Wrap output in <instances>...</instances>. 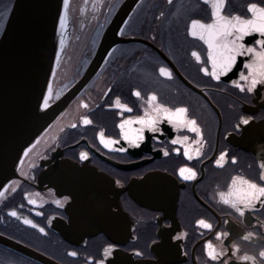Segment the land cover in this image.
<instances>
[{"label":"flooded vegetation","instance_id":"flooded-vegetation-1","mask_svg":"<svg viewBox=\"0 0 264 264\" xmlns=\"http://www.w3.org/2000/svg\"><path fill=\"white\" fill-rule=\"evenodd\" d=\"M13 1L7 6L0 0V36ZM124 1L69 0L65 28L59 26L58 30L59 62L50 80V105L84 76ZM251 3L264 6V0H226L222 14L249 18ZM211 13V3L205 0L138 1L90 80L26 147L36 145L29 156L22 154L18 176L1 191L0 234L57 264H90L101 259L105 264H264L260 256L264 252V203L257 202L240 215L219 195L229 191L235 176L264 185V85H257L253 92H240L233 86L232 81H238L239 73L245 71L243 64L249 61L248 56L240 57L233 72L220 81L200 71L202 66L211 70V65H202L192 53L206 60L207 45L190 35V25L193 20L210 23ZM254 37H246V44L254 46L260 38L258 34ZM160 68L171 71V78L161 75ZM137 90L140 97L133 94ZM152 94L165 106L189 109V117L196 119L203 131L201 157L189 161L183 155L185 145L171 143L188 136V146L194 147L197 134L187 129L178 131L166 121L159 125L158 132L145 129L139 147L122 138L118 125L143 116ZM117 99L132 111L117 107ZM83 103L89 107H81ZM84 115L92 120L91 125L83 124ZM244 119L249 123L243 124ZM73 123L77 127L72 128ZM139 127L132 125L134 129ZM100 131L106 139L119 143L105 148L99 140ZM165 151L169 155L165 156ZM81 153H87L88 159H80ZM221 153H227L223 167L215 162ZM233 158L236 163H232ZM63 160L101 173L104 182L99 187L106 204L118 212V203L127 214L125 220H111L127 222L123 231L117 227L111 233L100 229L84 238L62 233L61 229L72 221L73 199L59 193L46 172ZM180 167L193 168L196 179L182 180L178 176ZM65 197L69 200L63 207L55 203ZM12 211L18 215L11 216ZM24 219L32 220L37 227L25 224ZM201 219L212 229L198 225ZM220 233L228 235L218 240ZM208 242L217 251L222 248L224 255L211 261ZM110 245L114 251L105 257L104 250ZM73 251L76 256L69 255ZM245 256L252 259L245 260ZM0 264L48 263L0 243Z\"/></svg>","mask_w":264,"mask_h":264},{"label":"water","instance_id":"water-1","mask_svg":"<svg viewBox=\"0 0 264 264\" xmlns=\"http://www.w3.org/2000/svg\"><path fill=\"white\" fill-rule=\"evenodd\" d=\"M139 0H125L105 31L100 47L79 82L48 110L41 95L46 94L57 61L59 16L63 0H14L0 36V192L17 177V165L26 149L51 123L72 97L90 80L107 52L118 40L117 30ZM59 193L72 197L71 223L61 229L67 237H86L100 229L123 231L127 214L106 204L99 185L100 172L70 160L57 162L46 172ZM0 243L31 257L57 264L36 250L0 234ZM138 264H152L140 261Z\"/></svg>","mask_w":264,"mask_h":264},{"label":"snow or ice","instance_id":"snow-or-ice-1","mask_svg":"<svg viewBox=\"0 0 264 264\" xmlns=\"http://www.w3.org/2000/svg\"><path fill=\"white\" fill-rule=\"evenodd\" d=\"M171 3V0H169ZM205 3H211L212 13L211 22L204 23L200 20L191 21L190 35L198 37L207 45V57L202 61L199 54L193 52L192 55L202 65L210 63L211 70L207 66H202L200 71L205 75L214 78L216 81H220L222 76H228L233 72V69L237 65V61L240 57L248 56L250 59L243 64L245 71H242L238 75V81L233 80L232 84L240 92H253L256 90L257 85H264V6H260L256 3L248 5V12L251 13L249 18L241 17L240 15L225 16L222 14V9L225 7L226 0H205ZM69 0H63V15L59 16V26L61 29L65 28L66 18L68 12ZM123 33L121 32V35ZM254 34L259 35V39L255 40L254 46H249L245 42L246 37H254ZM63 45V40H61ZM57 57V63H58ZM161 75L171 78V71L166 68H160ZM53 75H55L53 73ZM111 91V90H109ZM136 97L141 96L140 91L133 93ZM53 98V88L51 84L47 85L46 94L41 95L42 109L48 110L50 108V101ZM59 99V96L56 97ZM148 108H145L143 116H139L135 119H128L121 122L118 127L121 131L122 138L129 144L139 147L140 143L144 140L145 129L152 132L160 131L159 125L162 122L171 124L176 130L187 129L192 133H196L198 138L192 142L194 147H189V137H177L173 139L171 143L173 145L183 144L185 148L183 155L187 160L192 161L203 155L204 137L203 131L198 126L197 120L189 117V109L184 106L169 107L158 102L156 94H152L148 97ZM81 107L87 109L89 105L83 103ZM116 106L123 108L124 111L131 112L132 109L127 105H122L119 99L116 100ZM84 125H91L93 122L87 116L82 117ZM243 124H248L249 121L244 119ZM138 124L139 128H132V125ZM72 128L77 127V124H71ZM239 127V125H237ZM100 143L105 148H109L112 145L119 143L117 140L106 139L105 133L100 131L98 133ZM39 143V141H37ZM35 144L27 148L24 151V156L27 157L35 148ZM120 151H126L121 148ZM179 153L180 149H176ZM167 156L169 153L164 152ZM227 153H221L219 158L215 161L217 166L223 167ZM80 159L87 160L88 154L81 153ZM21 163H23L21 161ZM232 163H236L233 158ZM264 168V164L261 165ZM178 176L184 181L195 180L197 172L191 167H180L178 169ZM261 180L264 181V175L261 176ZM7 189H5L6 191ZM4 192H0V196H3ZM220 199L224 204L229 205L240 215H244V209L254 208L257 202L264 203V185L257 184L241 176H235L231 180L230 188L227 193L221 192ZM69 200V197H65L64 201L56 200L55 203L60 207L64 206ZM29 202L35 204L36 201L29 199ZM39 214V213H38ZM11 216L16 217L18 214L16 211L10 213ZM25 224L31 225L36 228L37 225L30 219H24ZM198 225L205 229H212V225L206 222L204 219L197 221ZM40 232H44V228H39ZM228 234L220 233L217 235V239ZM251 235V234H249ZM179 239V237H177ZM244 239H248L247 236ZM235 247V246H234ZM207 256L211 261L218 260L224 255L223 249L217 251L216 246L208 242L206 244ZM239 249L237 248V251ZM114 251V248L110 245L104 250V256H110ZM69 255L76 256L77 252H70ZM261 257H264V252L260 253ZM245 260L252 259L248 256L244 257ZM90 264H105V260L101 259L98 262H90ZM114 264V262H112Z\"/></svg>","mask_w":264,"mask_h":264},{"label":"rangeland","instance_id":"rangeland-1","mask_svg":"<svg viewBox=\"0 0 264 264\" xmlns=\"http://www.w3.org/2000/svg\"><path fill=\"white\" fill-rule=\"evenodd\" d=\"M1 1H3V0H1ZM5 1H6V5L7 6H9L11 4V2H12V0H5Z\"/></svg>","mask_w":264,"mask_h":264},{"label":"bare ground","instance_id":"bare-ground-1","mask_svg":"<svg viewBox=\"0 0 264 264\" xmlns=\"http://www.w3.org/2000/svg\"><path fill=\"white\" fill-rule=\"evenodd\" d=\"M57 55H58V53H57ZM57 55H56V56H57Z\"/></svg>","mask_w":264,"mask_h":264}]
</instances>
